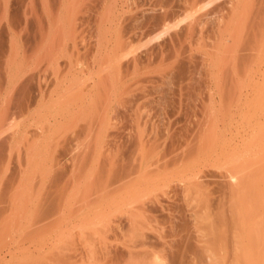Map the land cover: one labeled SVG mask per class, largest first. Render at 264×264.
I'll use <instances>...</instances> for the list:
<instances>
[{
    "label": "bare ground",
    "instance_id": "bare-ground-1",
    "mask_svg": "<svg viewBox=\"0 0 264 264\" xmlns=\"http://www.w3.org/2000/svg\"><path fill=\"white\" fill-rule=\"evenodd\" d=\"M53 1L57 2V0ZM60 1H64L67 8L71 6V0ZM105 3L102 6L107 8L101 7L104 10V16L111 15L114 9L131 10L138 4L137 7L142 11V18L147 21V26L143 31L140 30L142 26L138 27L139 30L134 32L142 31L141 34L132 33L131 37H127L128 33L125 32V36L119 31L120 35L117 33L119 39L115 37L114 42L112 38L106 40L103 36L105 34L107 38L108 33L112 32L109 31L114 23L111 19L109 23L113 22L111 26L109 25L108 29L104 27L109 32L103 35L100 32V38L96 35L95 42L92 41L95 43H93L95 51L92 50L94 52L90 50L91 42H86L90 45V48L86 46L93 55L89 54L91 59L86 48V54H83L85 56L81 55L82 58L77 57L76 60L74 57L69 64L66 63L68 66L57 62L55 71L52 74L47 73L49 76L43 68L40 70L38 68V72L36 70L32 72L33 74L22 75L21 79L24 76L28 77L27 83L15 86L19 90V99L23 101L21 103L27 106L26 109L30 115H38L41 110L56 104L67 105L64 106V110H60L62 111L60 115L62 125H69L71 129L70 133V129L56 131L59 133L58 137L55 136L53 139L49 136L53 140L52 146H49L48 138L44 146L41 145L42 137H46V133L44 132L45 135L42 134L41 140L38 141L41 131L37 130L38 133H35L33 142L28 143L29 146L26 147L28 156L31 157L30 167L41 170L42 165L48 164L49 169L55 172L52 179L55 183L57 179L61 180L57 178L56 169L62 166V169L60 167L57 172L61 169L63 174H66L67 181L63 180L66 183L70 182L72 188L70 190L76 191L75 196L80 192L77 185H80L81 181L86 180L94 184L96 181L91 179L99 178L100 183L102 182L100 186L94 184L97 188L94 185L91 186L92 184L87 185L89 183L86 185L81 183L85 186L84 190L81 191L77 205L74 201L76 208L73 205V208L78 210L76 212H82L83 217L87 216L92 209H94L93 213L98 209L99 214L95 216L98 221L94 222L105 227L107 222L114 218L110 214H108L109 217L104 216V212L100 213V211L105 210L113 202L116 214L119 215L117 220L124 222L121 228L124 231L116 233L117 235L111 240L108 239L110 236H107L103 245L100 242L98 246H94L98 248L96 252L94 250L91 252L94 248L90 247L89 253L90 256L92 255L90 261L95 260L97 264H264V200L260 189V184L262 186L260 175L263 172L261 169L264 162L262 161L264 156H261L264 154V0H105ZM8 4L9 0H0V9L1 7L6 9ZM99 4L101 5L102 2ZM58 9L54 10L56 14ZM55 17L53 15L52 18ZM13 19L15 20V17ZM55 20L60 22L61 19L57 17ZM55 20L52 21L56 24ZM145 20L144 23H146ZM119 24L121 20L117 25ZM55 28L57 29V26L54 30ZM60 28L61 26L58 29ZM120 28L123 27L120 25ZM53 34L54 31L51 35ZM137 42L140 43L139 46ZM43 44L44 41L41 42V45ZM56 47L58 49L59 46ZM45 48H41L43 52L46 51ZM84 48L85 45L81 50ZM167 72L172 79L177 80L176 87L180 86V89H183L186 86L184 88L186 89L190 84L196 83L204 86L208 93V99L207 96L205 98L209 100V105L207 106L208 102L204 101L206 107L194 111L198 112L197 117L195 119L191 115L188 117L197 121L191 122L193 124L191 125L189 124L191 119H189L186 123L189 122L187 124L192 127L186 126L188 130L181 129L189 131L191 128L184 142L178 132H176L177 135L171 132L172 126L169 131H164L166 133L161 131V123L166 124V120L165 122L161 120L164 118L158 115L161 120L158 123L159 120L155 115L157 122L154 123L155 118H151L150 113H146L147 108H144L143 110L146 109V111L142 113V106L149 104L144 101L145 104L139 105L146 98L141 96L144 92L140 93L142 101L139 99L140 101L136 100L138 103L135 102L136 108L141 106V109L137 108L138 111L142 110L141 113L135 107H131L133 104L127 103L133 98H138V92L146 90L148 83L153 86V81L157 77L162 76V79H167ZM148 88L147 90L151 87ZM146 93L150 95V92L145 91ZM55 95L56 101H54ZM148 97L150 96L147 95ZM147 100L146 102L149 101ZM236 102L239 106L235 112L233 105ZM124 103L131 107H129L132 109V112L129 110L130 113L137 112L131 117L135 118L133 121L137 123L136 128V123L132 120L130 121L135 124L134 127L128 124L130 122L128 117L127 121L120 117L121 113L123 117L126 115L121 110L119 113ZM192 113L189 112V114ZM60 115L57 116L60 117ZM170 116L167 118L169 124H171ZM53 118L55 116L51 119ZM119 118L128 122L131 128L121 129L120 123L117 124ZM121 125L124 126V123ZM176 126L174 131L177 129ZM178 128L180 129V126ZM43 129L46 130V128ZM61 132L64 133L61 134ZM229 135L232 139L226 140L230 137ZM175 136H180V138L176 137L180 141L175 142L176 139L173 140ZM73 137L76 143L73 144L74 141L68 143ZM60 138L67 142L65 146H70H67L68 148L74 147L69 151L75 153V157L73 154L71 159L68 156L69 160L66 159V163L57 159L59 163L54 155L62 147L61 144L64 145L61 140H58ZM89 151H92L91 155ZM113 151L118 153L113 155L115 154ZM84 152L87 154L89 152L88 155L95 160V164H99L98 167L95 165L99 177H93L96 168L95 171L92 170L94 173L90 171L93 175L88 173V170L86 173L85 169L89 167L86 159L89 156L85 157L86 159L83 158ZM50 153L54 159L49 157ZM106 153L109 154L107 157ZM113 156L118 157L113 159ZM214 159L219 162L216 163L217 166L221 165L217 172L220 173L223 167L227 172L218 174L215 171L218 176L212 173L217 179L214 183L215 187L212 188L211 184L208 189H205L209 181L203 180L209 178L211 173L208 170L204 173L201 168L212 161L215 164ZM91 167L94 169L93 166ZM230 167L233 171L229 170ZM84 175H88L89 180L86 179L87 176L84 179ZM89 175H92L91 179ZM215 177L211 176L210 183H213L212 178L215 179ZM204 184L206 185L203 186ZM67 186L69 185L65 187ZM89 187L95 190L92 192ZM201 187L205 191L210 188L213 190L210 189V192L207 191L208 193L204 194L203 190H200ZM84 191H87L85 192L87 196L90 193L88 200ZM181 193L182 198L178 200ZM83 200L86 202L84 205ZM66 205L68 206L65 203ZM58 206L62 205L59 203ZM82 207L85 209H81ZM73 211L75 210L72 209L71 214L74 213ZM54 214H56L55 211ZM121 224L119 223V226ZM103 230L106 232V229ZM117 230L120 229L117 228ZM89 246H91L90 243ZM89 253L87 252L88 256ZM76 257L83 261V257L74 256L75 260Z\"/></svg>",
    "mask_w": 264,
    "mask_h": 264
},
{
    "label": "rangeland",
    "instance_id": "rangeland-1",
    "mask_svg": "<svg viewBox=\"0 0 264 264\" xmlns=\"http://www.w3.org/2000/svg\"><path fill=\"white\" fill-rule=\"evenodd\" d=\"M52 1L53 0H22V1H20V0L19 1L18 0H9V4H8L9 6H7L6 9L2 8V7L0 9V122H5L4 125L0 124V133H1L0 134V142H1L0 143V145H1L0 146V264H69V263L70 264H97L95 262V260L90 261V259L92 258V255L90 256V253H89L90 249L94 248V246L95 247L98 246L100 242H101L100 244L106 242V238H108L109 236L110 237L108 239L111 240V238L113 236L117 235L116 233L119 234V232L121 233L122 231H124V229L123 230L121 229L124 222L118 221L119 215L116 214V207H114L115 203H113V202L111 203L110 206H108L106 208L107 211H106V209L100 211V213L104 212V216L105 215L108 216V214L113 215L112 218H114V219L107 222V224L108 223L109 224L105 225L106 228L104 227V225H102V224L100 225L99 223H98L99 225H97V222L96 223L94 222L95 220L98 221L97 219H95V216H97L99 214L98 209H97L98 213H97V211H95V213H93L94 209H92L91 210L92 212L90 211L89 214L85 217L82 216V214H81L82 212H80V211L76 212V211H78L75 209L76 208L75 205H77L76 202L81 195V191H83L84 187H85L84 185H81V183L86 185L87 183H89V181L88 182L86 180L81 181L79 183L80 185H77L78 190L80 191V192L79 191H77V192H79L80 194L78 193L79 195L77 194L75 196L74 194H76V191L73 190L74 192L72 191L73 192V194H72V192L70 190V189H72L70 187V182L69 183L65 182V181H67V180H65L66 174L65 175L63 174L64 172L61 170L62 166H60L61 167L60 171L57 172L60 168V167L57 168V166L59 165V163L61 161L64 162L66 159H68V156H70V159H71L72 154L75 157V153L70 152L72 149H74V147L71 146V148H72L71 149V148H68L70 146H68V145L65 146V144L67 142L66 141L64 142V140L62 138H60L58 140H61L64 143V145L61 144L62 147H60L58 149L59 151L57 150V152L54 154L56 156V160L59 159V161H60L59 162L57 160L59 163L57 162V166H56V168H57L56 169V175L58 173V175H57L58 177L57 176L56 177L60 178L61 180L57 179V181L55 183L52 181L53 175L55 172H53L52 170L49 169L48 164L42 165L43 168L41 170L37 169L36 167L35 168L30 167L29 160L31 159V157L28 156L27 148L29 145H27V144L28 143L31 144L30 142H33L32 139H34V136H35V133L37 132V130H38V132L41 131V132H39V133H41L40 134L41 136H40V139L38 141L41 140L42 134L45 135V133H46V137L45 136H43L44 138L42 137V140H41L42 144L41 145L44 146V142H47V140L49 139L48 140V143H50L49 146H52V144H53L52 139L55 138V136L58 137V134H59L56 131L59 130L58 132H60L64 129H65V131L67 129L68 130L70 129V127H68L69 125L64 124V126L66 127L65 128L62 125L63 121L61 120L62 119V116H61L62 111H60V110H64V108H65L64 106H67V105L62 104V106H63V108H62V106L60 104H56L55 105L56 107L51 106L52 108L48 107V108L41 110L42 114L40 113L38 115H35V114L30 115L29 111H27V109H26L27 106L26 105L24 106L21 103L23 101H21L18 97V95H19L18 91L19 90H17L16 86L18 84H20V85L24 84L26 82V78L28 80V77H25V76L21 79L22 75L33 74L38 68H39V70H40V68H43V70L46 72V75L49 76L50 73L52 74L55 71L54 69L56 68L55 66H56L57 62H59V64L65 66V64L66 63L69 64L71 59L73 60L74 57H75L74 60H76L77 57L80 58L81 55H82V57H84L85 55L83 56V54H86V50H85L87 48L86 45H88V47H89L92 44L91 48L89 47L91 51L95 48L94 47V44H95L94 39H96V37L98 35H99L98 38H100V36L103 35V33L107 32L106 30L108 29V26L109 25L111 26V24L113 23L112 22L111 24H109L111 22V19L114 20V23L112 24L113 26L112 27L109 26L110 27L109 31H112V32H110V33H108L109 31L107 32L109 34V35H107L108 39L106 38L105 34L103 36L106 40H111V38H112L113 41H114L115 37L118 38V35H120V34H122V35L125 34V36H126V33H128L127 37H131L132 33H134V34L138 33L140 35L141 32L145 29V26H147L146 25L147 21L145 20V18H142L143 17L142 11H140L139 7H137V6H139L138 4H140L138 2H137L138 4L136 5L137 9L135 8V6L132 8L130 7L131 10H128L126 8L125 11L124 10L118 11V9H114V12L111 15H109V16L105 15L104 16V12H103L104 10L103 9H106L107 7L105 8V6H102V5L106 4L105 0H101V2H102L101 5L99 4V3H101V2H99L100 0H81L82 5H80V3L78 2L80 0H71L70 1L71 6L69 5L70 6L69 8H67L68 6L65 7L64 1L61 2L60 0H57V2L53 1L54 3H52ZM55 3H57L56 6H54ZM53 6H54V8H53ZM60 6H62V7L60 8ZM88 7H89V9H88ZM58 8H60V9H58ZM57 9H58V12L56 14L55 12L57 11ZM1 10H3V11H1ZM54 10H56V11H54ZM15 14L16 15L19 14L18 17H16ZM101 14H102V16H101ZM53 15H54V17L57 15V17L59 19H61L60 22H57V20H55L57 17L52 18ZM14 17H15V20L13 19ZM105 17H106V19H105ZM109 17H110V19H109ZM140 17L142 18V22L145 20L146 23H144V22L142 23ZM51 18H52V20L56 21V24L54 21L51 20ZM122 19H124V20H122ZM12 20L15 22H13ZM120 20H121V24L117 25L118 23H120ZM107 21H109V22H107ZM50 24H51V26H50ZM141 24H143V25L145 24L144 27ZM58 25L61 26L60 30L58 29L59 28ZM120 25L123 27L122 29L120 28ZM55 26H57V29L55 28V30H54ZM141 26H142V28H141ZM104 27H106L107 29L105 30ZM138 27H140L141 28L140 30H142V31L134 32V30L135 31L139 30ZM116 28H117V30H116ZM61 29H62V31H61ZM53 31H54V34L51 35L53 33ZM119 31H120V34H119ZM100 32H102L101 35H100ZM117 33H118V35H117ZM111 34H112V36H111ZM42 35H44V36H42ZM92 36L95 38H93ZM84 38L86 41L83 40ZM86 38H89V39H86ZM93 40H94V42H92ZM42 41H44L45 46H43L44 44L41 45ZM39 42H40V44H39ZM50 42H52V43H50ZM82 42H84L85 44ZM86 42H88V43L91 42V43H89L90 44L89 45ZM105 43H106V41H105ZM47 44H48V46H47ZM51 44H53V45H51ZM136 44L139 46L140 43L137 42ZM84 45H85V48L83 50H81L84 47ZM53 46H55V47L59 46L58 47L59 50L57 49V47L55 48ZM41 48H43V49L45 48L47 52L46 51L43 52L42 51L43 49H41ZM50 48H52L53 51H52V49L50 50ZM89 48H87V50ZM54 49H55V52H54ZM90 50H88V55L91 54ZM78 51H79V53H78ZM94 51H95V49H94ZM94 51H92V52H94ZM45 53H46V55H45ZM91 55H89L90 56L89 59L92 58ZM45 58H46V60H45ZM67 64H66V66H68ZM37 72H38V70H37ZM47 73H49V74H47ZM166 75H168L167 79H169V78H171V79H169V80L165 79L164 77ZM166 75L163 77L164 79H162V76H160L161 80H160V78L157 77L156 80L153 81L154 82L153 86L151 83H148L146 85V88H145L146 90H144V91L142 90L141 92H138V94H139L138 98H133L132 100L130 98V100L132 102L127 101V103L130 102L131 104H133V105H131L129 103V105H131V107L133 106V108H134L137 105V104L135 105V102L138 103V101H136V100H139V99L141 100V96H144V98L146 96L145 99L143 98L144 99L143 102H140L141 104H139V105H142V103L143 104L149 103V104H147L149 107H147L146 104L143 105L142 110L144 108H147L148 111H146V109H145V110H143L142 113H144L146 111V113H150L151 118L157 117L159 120L158 123H160L161 120L163 122H165V120H166L167 125L169 124L167 118H169V115H171L170 116L171 119H169V121H171L172 125L169 124L167 126L165 123H161L162 129L161 128L160 129L163 132L164 131L167 132V131H169L170 127L172 126L170 129L171 132H175L176 135H177L176 132H178V135L181 136V138H182L181 140L184 142L188 138L186 134L191 129L190 128L189 131H184L187 129L186 126H189L187 124L189 122L186 123V121H189V119H191L189 124H191V122L197 121V119L195 121H193L197 117V114H198V112H194V111L195 110L197 111V109L202 110L203 107H206L204 105V101L208 102V104L206 103L207 106L209 105V100L208 101L206 100V98L208 99V96H207L208 93H207V90H205L204 86L202 87L201 85H198L196 83H195V85H194V83H193V85L190 84V86H188L186 89H184L186 86L183 87V89L182 88L180 89V86L176 87V85H178L177 84L178 82L176 83L177 80L172 79V76L168 72L166 73ZM169 76H171V77H169ZM21 80H23V81H21ZM172 80H174V81L172 82ZM156 81H157V83H156ZM170 81H171V83H170ZM172 83H174V84H172ZM148 87L149 88L151 87L150 88L151 90ZM147 88L150 91L147 90ZM188 88H190V89H188ZM145 91L146 92L148 91V93L150 92V95L146 93L150 97L147 98ZM142 92H144V93L141 94V96H140V93H142ZM188 93H190V94H188ZM202 93H203V95H202ZM204 93H207V94L204 95ZM203 97H204V100H203ZM147 99L151 102H149ZM56 100H57V96L55 95L54 101H56ZM146 100L148 102H146ZM144 101H145V103H144ZM202 102H203V104H202ZM127 103L123 104L125 109H124V107H122L123 105L121 106L122 108L119 109V113L121 110V112H124V114H126V115L128 114V116L125 115L123 117V115H122L123 113H121L120 117H122L126 121H127V117H128V119H129L128 122L130 120H132V122L136 123V121H133V119L135 120V118H131V117L136 115L137 112H134V111H136L138 107L137 108L135 107L136 110L133 111L135 114L130 113V111L132 112V109H130L131 107ZM126 105H127V107H126ZM233 106L235 107V108L233 107V109L236 112V110L238 109L237 106H239V104L236 102L235 105H233ZM176 107L178 108V113H177ZM56 108H58L59 110ZM122 109H124V110H122ZM139 109H141V106H140V108H138V110ZM192 109H193V111H192ZM233 109H232V111H233ZM142 110H140L138 112L141 113ZM128 111H129V113H127ZM161 111H162V113H161ZM187 112H188V114H189V112L190 113L193 112L196 115L193 116L194 115L193 113L188 115ZM176 113H177V115H176ZM51 115L55 116V118L51 119L52 118ZM57 115L58 116L60 115V117H58ZM147 115H149V114H147ZM155 115H157V116H155ZM158 115H159V117L164 118V120L163 119L160 120ZM172 115H175L176 117L172 116ZM190 115H191V117H194V119L188 118ZM129 116H130V118H129ZM166 116H168V117H166ZM185 116L188 118V120ZM177 117H179V118L177 119ZM59 118L61 121L59 120ZM122 118H119V119L121 120ZM183 119H186V120L184 121ZM56 120H57V122H56ZM120 120H117V124L119 122L120 123L119 126H121V129L123 128V130H124V128L126 130L127 127H128V129L131 128V127H129L128 124H130V126L133 125L132 127H134V125H135L134 123H131V121L129 123L127 122L128 123L127 124L126 121L124 122L123 120H121V121ZM156 120L157 119L155 118V121L153 120V122L154 123L157 122ZM32 121H33V123H32ZM37 121H39V123ZM48 121H50V122H48ZM176 121H177V123H176ZM178 121L180 123H178ZM49 123H50V126H49ZM54 123H56V124H54ZM122 123H124V126L121 125ZM158 123H156V125ZM185 123H186V125H185ZM40 124H42V125L44 124V125L42 126ZM162 124H164L165 126ZM191 125H193V124H191ZM136 126H137V123L135 125V128H136ZM174 126H176L177 129H179L178 126H180L179 131H177V129H175L176 131H174L173 130ZM184 126H185V128H184ZM52 127H53V129H52ZM159 127H160V125H159ZM164 127H166V128L169 127V128L167 130H165V129H163ZM7 128H9V129H7ZM43 128H46V130H47V128H49L47 130L48 132H46V130ZM54 128L56 130H54ZM181 129H184V130H181ZM49 131H52V132L49 133ZM182 131H184V132H182ZM70 132H71V129H70L69 133ZM166 132H164V133H166ZM63 133L64 132H61V134H63ZM183 133H184V135H182ZM51 135L52 136L54 135V137H52ZM49 136L52 139H50ZM61 136H64V135H61ZM67 136L71 137V135H69V134H67ZM180 136L179 137L175 136L173 138V140L176 139L175 142L180 141V139L179 140L177 139V138H180ZM183 136L185 137V139ZM69 137H67V139H70ZM231 137L232 136H230L229 138L227 137L226 140H228V139L231 140L232 139ZM46 138H48V139H46ZM111 140H112V138H111ZM72 141H74V137L71 138V140L68 141V143L72 142ZM168 141H170V139ZM75 143H76V140L74 141L73 144H75ZM62 148L64 150H65V148H68V150H65L67 153L64 150H62ZM115 151H113V153H115L113 155H116V153H118ZM68 152H70V153H68ZM89 152H88V154H89ZM91 152L89 155H91ZM51 153L49 154V155H51L49 157L54 159L52 157L53 153L52 154ZM82 154H84L83 158L89 156L86 152H84ZM85 154H87V155H85ZM107 154L108 153H106V157H107ZM73 155H72V157H73ZM111 155H112V153L110 154V156ZM261 156H264V154ZM117 157L113 156V159L114 158L116 159ZM90 158H91V160L93 159L91 156H89L88 159L85 158L86 160H88L87 164H89L88 169L86 168L85 170H86V173L88 170L89 171L88 173L92 174V173H94L95 168L99 166V164L97 163V165H96L95 160L93 159L92 162H94V163L92 165ZM81 159H82V157H81ZM86 160H84V161H86ZM263 160H264V157H262V161ZM213 162L214 161L207 163L208 165L206 164V166H202L203 168H201V169H203L204 173H206L207 170L211 173V175L209 174L210 175L209 178L207 177V179L203 180L204 182L209 181V183L206 186L207 188H205V189H208L211 184H212L211 187L213 186L212 188H214L215 187L214 183L217 180L215 176H218V174H221L225 169L223 167L224 169L222 168V170L219 171L220 173H218L217 171H218V169L221 168V165H218V166L216 165V163L217 164L219 163L218 161H216L215 164ZM65 163H66V161H65ZM90 164H91V166L94 167V169L90 166ZM262 164H263V169H261V171H263V172H261L262 176L260 175V177H262L261 178L262 180L260 181V183H262V186L260 184V189L262 190V194H263L262 199L264 200V162ZM95 165H96V167H95ZM211 165L213 167H211ZM218 167H220V168H218ZM231 167H233V166H231ZM231 167L229 168V170L231 169ZM89 168H90V170H89ZM44 169H46V170H44ZM92 170H94V171H92ZM90 171H92V173ZM231 171H233V169H231ZM96 172H97V176H96ZM96 172L94 173L95 176L92 174L94 178L99 177L98 176L99 172H98L97 168H96ZM224 172H227V171H224ZM212 173L213 174L216 173L217 175L214 174L215 175L214 176ZM59 174L61 176H59ZM207 174H205V176H207ZM92 175L91 176L89 175L90 179H91ZM110 176H111V174H110ZM211 176L213 178L215 177V179L212 178L213 183H210L211 182ZM85 177H86V179L89 180L88 175H84V179H85ZM108 178H109V176H108ZM91 180L96 181V183H94V182L93 183L97 184L99 186L102 184V182L100 183L99 178H95V180L92 178ZM97 181H98V183H97ZM90 184H92V182L87 184V185H90ZM94 184H92L91 186H93ZM64 185L65 186L69 185V186H67L68 187L67 188ZM205 185L206 184H204L203 186H205ZM80 186H81V188L79 189ZM94 186H96V185H94ZM92 188H94V187H92ZM95 188H97V186ZM95 188H94V190H95ZM212 188H210V189H212ZM89 189H91V188L89 187ZM205 189L203 190V187H201L200 190H203L202 192L204 194H207L208 193L207 191L210 192V189L206 190V191H205ZM92 190L93 189H91L90 191H92ZM261 190H260V193H261ZM87 191H89V190H87ZM87 191L83 192L84 195H86L85 197H87V199L84 197V199H86V200H88L90 198V197H88L90 195V193L88 194V196H87V193H85ZM68 193L70 195H68ZM181 195H182V193L179 195L180 199L178 198V200H181V198H182ZM60 200H61V202H60ZM55 201H56V203H54ZM74 201H75V205H74ZM64 202L66 204H68V206L67 205L65 206ZM83 202L84 203H82V204L84 205L86 202L84 200H83ZM59 203H60V205H62L61 207L58 206ZM263 203H264V201H263ZM73 205L75 208H73ZM57 207H59V208H57ZM109 207H111L112 209ZM71 208L75 210V211H73L74 212L73 214H71L72 213ZM81 209H85V208L82 207ZM58 210H60V211H58ZM113 210H114V212H113ZM54 211L56 212V214H54ZM111 212H112V214H111ZM83 213H84V210H83ZM113 213L116 214V216ZM90 214H92V215H90ZM94 214H96V215H94ZM114 216L117 218L115 219ZM117 221L119 223H122V224L119 226V223ZM115 222H117V223H115ZM92 225H93V227H92ZM113 226H115V227H113ZM93 228H94V230H93ZM97 228H99V229H97ZM117 228L120 230H117ZM85 229H87V230H85ZM103 229H106V232H104L105 230H103ZM107 229H108V231H107ZM91 232L92 233L94 232V233L92 234ZM99 232H101V233H99ZM96 233H98L99 236ZM112 234H114V235H112ZM100 235H101V237H100ZM90 236H92V237H90ZM80 239L82 240V242ZM108 239H107V242H108ZM89 243L91 244V246H89ZM100 247H101V245H100ZM87 249H89V250L87 251ZM97 249L98 248H94L91 250V252H94L95 250L97 251ZM79 251L82 253L83 256H84V254H86V255L83 257L82 255H80L81 253H79ZM87 252L89 253L90 257L88 256ZM78 253H79V255H77ZM74 256H80V258L83 257V261H80V259L78 260V257H76L77 259L75 260ZM68 257H69V261H68ZM71 257H73V258L71 259ZM86 257L89 259H87ZM84 260H86V261L84 262Z\"/></svg>",
    "mask_w": 264,
    "mask_h": 264
},
{
    "label": "crops",
    "instance_id": "crops-1",
    "mask_svg": "<svg viewBox=\"0 0 264 264\" xmlns=\"http://www.w3.org/2000/svg\"><path fill=\"white\" fill-rule=\"evenodd\" d=\"M79 3H80V5H82V1L80 0V1H78ZM0 124L1 125H4L5 124V122H0Z\"/></svg>",
    "mask_w": 264,
    "mask_h": 264
}]
</instances>
